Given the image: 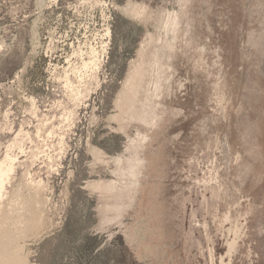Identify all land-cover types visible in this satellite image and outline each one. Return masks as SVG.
<instances>
[{"label": "rangeland", "instance_id": "rangeland-1", "mask_svg": "<svg viewBox=\"0 0 264 264\" xmlns=\"http://www.w3.org/2000/svg\"><path fill=\"white\" fill-rule=\"evenodd\" d=\"M0 170L4 264H264V0H0Z\"/></svg>", "mask_w": 264, "mask_h": 264}, {"label": "bare ground", "instance_id": "bare-ground-1", "mask_svg": "<svg viewBox=\"0 0 264 264\" xmlns=\"http://www.w3.org/2000/svg\"><path fill=\"white\" fill-rule=\"evenodd\" d=\"M3 166V165H2ZM2 170V169H1ZM1 170H0V177H1ZM8 170H11V169H8ZM3 171V170H2ZM8 172V171H7ZM4 174V173H3ZM7 175H8V173H7ZM5 176V175H4ZM3 179V178H2ZM0 180H1V178H0ZM5 181V180H4ZM3 181V182H4ZM1 182H0V189H1ZM15 210V209H14ZM37 210V209H36ZM3 211V210H2ZM13 211V210H12ZM12 211H7L6 212V214H4V216L2 217H0V263L2 264H4V262H5V258L6 257H9V256H11V254H14V252L13 253H11V248H10V246H9V244H8V242H5V240H10L11 239V234H10V229H11V227H13L15 224H16V220L13 218V213H12ZM15 212V211H14ZM41 218V217H40ZM19 220L22 222L23 221V219H22V217H20L19 218ZM31 220V219H30ZM38 220V219H37ZM33 221V220H32ZM31 221V222H32ZM39 221V220H38ZM34 222H36L35 220H34ZM34 222H32V224L34 223ZM30 223V222H29ZM28 223V224H29ZM27 224V225H28ZM26 225V224H25ZM35 225H37L36 223H35ZM34 225V226H35ZM29 226H30V224H29ZM36 227V226H35ZM17 230V229H16ZM15 241V240H14ZM2 257H5V258H2Z\"/></svg>", "mask_w": 264, "mask_h": 264}]
</instances>
